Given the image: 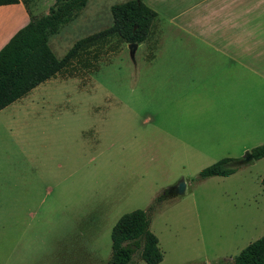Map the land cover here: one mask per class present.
<instances>
[{"label": "rangeland", "instance_id": "1", "mask_svg": "<svg viewBox=\"0 0 264 264\" xmlns=\"http://www.w3.org/2000/svg\"><path fill=\"white\" fill-rule=\"evenodd\" d=\"M128 1L89 0L50 38L56 57L111 27L112 6ZM26 2L13 34L56 0ZM185 37L165 25L157 57L159 37L135 47L111 37L0 111V264H108L112 230L135 210L150 215L160 264H232L263 236L264 158L229 176L199 175L228 154L242 160L264 139L228 152L196 141L241 121L240 89H264V46L239 64L217 59L211 80L192 67L187 78ZM200 79L215 87L196 89ZM224 85L236 93L215 90ZM132 264H146L141 250Z\"/></svg>", "mask_w": 264, "mask_h": 264}, {"label": "trees", "instance_id": "2", "mask_svg": "<svg viewBox=\"0 0 264 264\" xmlns=\"http://www.w3.org/2000/svg\"><path fill=\"white\" fill-rule=\"evenodd\" d=\"M89 0H56L47 15L30 19L0 50V111L25 97L39 85L55 78L71 63L92 46L111 37H117L126 44L144 43L151 31L157 13L143 0H130L112 6L111 27L78 40L62 58L52 51L50 38L58 34L81 11ZM19 0H0V6L15 5ZM254 161L264 158V144L251 151ZM231 158H224L201 171L200 180L229 176L236 172L230 164ZM264 188V177L262 179ZM160 197L157 199L159 202ZM152 207L149 211H152ZM148 212L135 210L120 218L112 230V255L108 264H132L133 255L141 250L146 264H160L163 254L159 239L150 229ZM232 264H264V235L248 245Z\"/></svg>", "mask_w": 264, "mask_h": 264}, {"label": "crops", "instance_id": "3", "mask_svg": "<svg viewBox=\"0 0 264 264\" xmlns=\"http://www.w3.org/2000/svg\"><path fill=\"white\" fill-rule=\"evenodd\" d=\"M183 3L181 5L182 0H152L146 5L157 13L150 31V36L160 39L156 57L164 44L165 25L186 34L183 44L186 46L187 78H190L188 71L192 67L195 76H206L211 80L213 75L208 68L217 59L239 64L260 52L256 49L258 44L264 46V23L258 18V15L264 14V0H186ZM27 8L26 0H19L15 5L0 6V50L15 35L12 32L16 24L23 19L26 21ZM219 74L225 77L226 73L220 71ZM205 83L213 84L200 79L194 81L193 86L196 89H210L204 86ZM224 89L231 96L236 93L234 86L228 89L224 85L223 89L215 90ZM238 95L240 98L233 104H239L238 117L241 121L227 126L231 128L234 125L231 130L223 129V137L198 139L197 148L228 152L235 145H247L264 139V89H240ZM230 105L225 103V107ZM209 127L214 126H208L209 132H217ZM226 156L231 159L235 157L232 154ZM235 163L233 161L230 167H236Z\"/></svg>", "mask_w": 264, "mask_h": 264}, {"label": "water", "instance_id": "4", "mask_svg": "<svg viewBox=\"0 0 264 264\" xmlns=\"http://www.w3.org/2000/svg\"><path fill=\"white\" fill-rule=\"evenodd\" d=\"M137 44H130L131 47H135ZM254 162V159H253V156L251 154V152H247L245 157L240 160V161H236L235 163V166L236 167H241L243 165H246L248 163H253ZM185 188V184L184 183H181L180 185V190L183 191Z\"/></svg>", "mask_w": 264, "mask_h": 264}]
</instances>
